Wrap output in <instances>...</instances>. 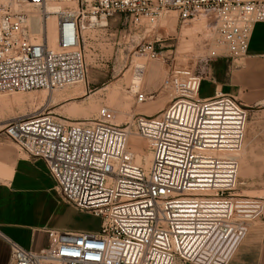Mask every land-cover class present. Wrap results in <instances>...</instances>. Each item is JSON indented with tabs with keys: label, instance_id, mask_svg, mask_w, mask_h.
<instances>
[{
	"label": "built area",
	"instance_id": "1",
	"mask_svg": "<svg viewBox=\"0 0 264 264\" xmlns=\"http://www.w3.org/2000/svg\"><path fill=\"white\" fill-rule=\"evenodd\" d=\"M15 1L40 13L34 17L0 2V93L85 82L86 20L105 26L119 15L131 32L132 26L154 25L172 8L185 21L211 11L216 18L206 39L205 66L222 56L233 61L248 56L255 25L264 22V0ZM53 4L58 7L50 9ZM51 15L56 46L48 36ZM138 46L143 55L157 57L153 43ZM196 88L155 114H135L126 125L99 118L70 122L46 111L10 117L4 134L29 157L44 160L63 198L101 217L102 226L55 231L41 250L0 232L8 264H229L264 213V201L237 199L234 193L249 106L222 91L200 97ZM147 98L145 93L137 97L139 102ZM133 135L147 142L148 167L128 150Z\"/></svg>",
	"mask_w": 264,
	"mask_h": 264
},
{
	"label": "rangeland",
	"instance_id": "2",
	"mask_svg": "<svg viewBox=\"0 0 264 264\" xmlns=\"http://www.w3.org/2000/svg\"><path fill=\"white\" fill-rule=\"evenodd\" d=\"M0 2L22 7L34 17H38L40 13L36 6L19 5L15 0ZM49 7L56 9L58 5ZM51 16L56 27L55 16ZM119 17L110 18L105 26H93L89 24V20L85 21L87 27L84 29L83 54L88 68L85 82L71 87L0 93V125H3L0 127V148L4 150L9 147L22 152L3 132L10 117L46 111L68 118L70 122L99 118L126 125L135 113L152 115L177 95H193L197 81L202 77L210 80L209 71L214 73L219 59L209 66H205L203 60L209 51L206 39L210 37L213 30L211 25L216 18L213 12L204 10L185 21L180 18L179 11L172 8L154 25L142 28L132 26L131 32L128 27L120 24ZM144 41L153 43L157 48L156 58L142 54L138 45ZM228 61L233 60L228 57L220 59V63L224 64L223 68H226ZM153 65L158 66V75L152 81L146 78L141 84L143 73L146 70L145 78ZM79 86L81 91L74 92ZM214 90V84L206 81L202 85L200 96L213 94ZM139 93L147 94L148 98L139 102ZM241 100L251 106L247 137L240 153L239 183L234 193L237 199L250 197L264 201V102L258 104L257 101ZM132 139V145L137 146L141 152L136 150L137 153H134L130 146L128 150L134 159L135 154H141V164L148 167L151 152L147 142L138 135L131 136L129 141ZM244 164L247 165L245 175ZM7 170L6 164L1 170L0 180L8 176ZM53 184L48 181L42 189L11 198L7 206L0 202V213L4 219L18 223L10 225L16 239L27 241L33 235L42 239L45 229L53 231L48 235L45 233L49 239L54 238L57 230L101 229V217L75 209ZM6 253L7 246L0 238V261Z\"/></svg>",
	"mask_w": 264,
	"mask_h": 264
},
{
	"label": "crops",
	"instance_id": "3",
	"mask_svg": "<svg viewBox=\"0 0 264 264\" xmlns=\"http://www.w3.org/2000/svg\"><path fill=\"white\" fill-rule=\"evenodd\" d=\"M263 52L264 22H258L253 31L249 55L240 61H228L226 68H223L224 64L220 63V59L223 60L224 57H219L211 79L209 80L206 78L198 81L196 88L197 95L200 96L201 88L204 82L210 81L214 84V93L203 96V98L213 96L216 91H222L224 93L232 94L238 98L240 97L244 101H257L256 103L258 104L263 103ZM145 72L143 73L141 84L144 83L146 78L147 80L152 81V79L158 75L159 69L157 65H153L148 75L144 78ZM246 105L251 106L248 104ZM6 164L8 165V176L0 180V202L4 204V206H7L9 199L11 198H15L16 196H20L25 193H32L37 189H42L48 181H52L54 183L53 187L57 188L55 179L51 175L46 162L42 159L29 157L25 153L15 151L9 147H5L4 150L0 148V173ZM243 172V175L247 173L246 164H244ZM262 199H264V197H262ZM72 206L75 209L80 210L74 205ZM13 224L18 223H12L5 220L0 213V232L25 248L41 250L44 247H47L52 241V239H49V236L47 237L50 231H52L51 229L44 230L47 235L44 233L42 239L38 238L37 235L31 236L27 241L16 239L14 234H12L14 233L13 227L10 226ZM57 231L79 233L85 230L70 228ZM8 259L9 250L7 247L6 256L2 261H0V264H8ZM229 264H264V213L252 223L245 239L237 249Z\"/></svg>",
	"mask_w": 264,
	"mask_h": 264
},
{
	"label": "bare ground",
	"instance_id": "4",
	"mask_svg": "<svg viewBox=\"0 0 264 264\" xmlns=\"http://www.w3.org/2000/svg\"><path fill=\"white\" fill-rule=\"evenodd\" d=\"M50 8V7H49ZM36 9V8H35ZM51 9V8H50ZM38 10V9H37ZM51 18H52V16H50V18H49V33H48V36H49V42L50 43H52V44H54V46H56L57 45V29H56V27H55V25H53V21L51 20ZM56 31V32H55ZM56 35V36H55ZM77 87V86H76ZM79 89H77V90H75L74 92H80L81 91V87L79 86L78 87ZM68 89V88H67ZM68 91V90H67ZM70 91V90H69ZM135 114H137V113H135ZM134 114V115H135ZM133 115V116H134ZM0 127H3V125H0ZM134 139H136V138H134ZM134 139H132L131 140V142L129 141V146H130V148H131V151H134V153H137L136 152V150H138V151H140L139 150V148L137 147V146H135V145H132V141L134 140ZM131 143V144H130ZM147 144V143H146ZM131 145L133 146V148L131 147ZM141 152V151H140ZM151 152V151H150ZM131 153V152H130ZM136 155V161L139 163V164H141L142 163V161H141V154H135ZM151 158H152V154H151ZM146 167V166H145Z\"/></svg>",
	"mask_w": 264,
	"mask_h": 264
}]
</instances>
